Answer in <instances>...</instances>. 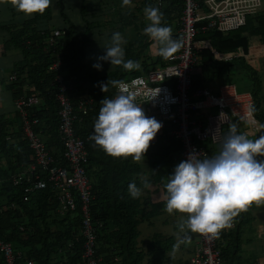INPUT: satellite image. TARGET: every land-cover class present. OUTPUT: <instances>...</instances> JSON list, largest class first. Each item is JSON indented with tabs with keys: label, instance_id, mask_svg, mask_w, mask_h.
<instances>
[{
	"label": "trees",
	"instance_id": "trees-1",
	"mask_svg": "<svg viewBox=\"0 0 264 264\" xmlns=\"http://www.w3.org/2000/svg\"><path fill=\"white\" fill-rule=\"evenodd\" d=\"M198 1L204 8V0ZM62 2V0L58 1L60 14L64 19H68L63 13ZM100 2V0L88 2L80 8L85 25V30L82 32H78L76 26L68 20L67 26L59 28L65 30L64 34L54 36L52 34L54 28L48 27L52 18L50 6L43 14L34 13L22 18L21 24L1 22L0 27L5 32L1 38L3 52L17 50L19 54L10 70L11 74H15V78L8 81L7 78L4 80V77H0V81L6 82L5 88L10 92L13 100L30 95L33 91L30 88L34 86L39 103L25 107V113L30 121H36L33 124L34 129L42 130L41 137L59 166H65L67 163L63 159L62 145L57 133L58 104L55 97L57 86L54 77L57 73H62L63 81L68 85L69 96L73 101L78 97L91 99L87 113L83 115L80 113L82 119L75 122L74 127L76 133L86 139L88 150L86 172L91 182V211L93 219L99 221L95 249V255L99 258L98 264H169L173 259L171 252L194 241L198 233L185 229L190 239L180 244L178 241L182 239L185 232L179 234V240L175 235L164 237L161 233H154L149 240L139 239V224L158 215L164 208L166 200L156 204L147 202L150 205L147 210L143 206L145 200H142L140 196L130 197L127 190L129 182L135 181L136 185L141 187L139 164L129 157L107 154L90 139L94 121L101 107V100L111 99L117 95L112 81L125 80L149 70L148 67L142 71L125 70L121 65H116L113 70L100 74L87 68L86 57L89 46L94 41L103 42L104 39L103 24H101L103 11H100L104 6L100 5ZM109 11H113L116 15L125 14L115 5ZM177 11L180 16L182 0L178 1ZM123 18L120 15L121 22L117 21L120 25L116 24L117 27H112L115 32L125 26ZM40 20L44 21L45 25H40ZM112 33H109L110 37L107 38L111 39ZM144 35L137 41L136 47L130 42L126 45L125 60H137L140 52L135 51L138 46L147 45ZM172 38L180 43L177 34L172 35ZM196 38L208 40L212 47L220 52L236 50L238 47L245 50L251 38H258L264 42V3L259 11L247 16L246 23L239 29L229 32L215 29L199 31ZM198 56L199 62L191 69L192 89L202 87L203 83L213 76L243 73L248 80H252L251 92L255 101L253 113L264 131V113L260 105L262 87L260 73L248 67L243 59L235 58L216 62L208 48L199 50ZM57 59L61 62L59 68L50 70L49 66ZM165 59L159 55L155 62L163 65ZM203 64L219 65L217 67L211 65L210 73L204 77L195 78L194 69L202 67ZM101 83H106V91H101ZM75 109L77 110V107ZM155 112L159 115L156 110ZM166 118L168 128L164 133L177 142L168 133L172 124L171 120ZM22 126L21 114L16 109L10 114L0 113V207L3 205L6 207L0 211V237L9 241L14 252L20 254L17 258L18 262L32 259L37 264H82L83 240L80 234L79 202L74 211L59 215L58 200L55 191L49 185L43 189L34 190L25 201L23 187L14 186L8 180L12 174L33 159ZM236 129L238 133H243L248 138L249 132L246 129L238 127ZM223 134L225 140L229 135V129L224 130ZM164 138L167 139L166 136ZM179 151L181 153V148ZM160 158L162 159L161 156ZM257 158L264 159V156ZM161 161L158 171L152 174V178L156 181L166 179L164 182L166 193L165 184L176 162L174 161L172 167H167L161 165L165 163ZM250 207L251 205L232 218V228L220 230V239L216 247L223 264H241L238 256L240 234L242 225L252 218ZM186 217L187 214L185 219ZM181 221L173 225L174 230L180 229ZM70 242L71 245H69ZM0 264H5L1 254Z\"/></svg>",
	"mask_w": 264,
	"mask_h": 264
},
{
	"label": "built area",
	"instance_id": "built-area-1",
	"mask_svg": "<svg viewBox=\"0 0 264 264\" xmlns=\"http://www.w3.org/2000/svg\"><path fill=\"white\" fill-rule=\"evenodd\" d=\"M263 3L264 0H204L205 7L202 8L198 0H182L178 29L180 47L160 67L121 80L136 93L137 103L146 104L171 120L169 135L179 141L183 160L193 151L198 152L200 158L209 157L207 143L214 146L224 142L223 126L231 121V117L244 122L250 130L258 129L252 110L255 101L250 90H238L235 84H223L217 94L207 88L192 89L191 69L199 62L198 51L203 48H209L217 61L242 57L247 64L256 68L257 58L264 55V42L252 41L247 52L241 48L220 52L211 47L207 40L197 39L196 36L199 31L212 29L221 32L237 30L246 23L248 15L255 14L262 8ZM64 32L65 30L57 28L52 34L58 36ZM60 64L57 59L49 69H58ZM14 78L15 74H10L7 80ZM54 82L57 86V133L62 145V156L67 164L59 166L55 163L41 137L42 130H35L33 124L36 121H30L26 116L25 107L39 103L38 94L34 86H31V94L16 99L14 107L21 114L22 129L33 159L8 180L14 186L23 187L25 201L31 192L49 185L55 191L59 215L74 211L79 202L80 234L83 240L81 262L98 264L95 249L99 221L93 219L91 211V182L86 172L88 150L86 139L78 135L74 127L75 122H79L82 115L87 113L91 99L78 97L73 101L61 72L56 74ZM158 89V94L149 100L150 94ZM114 91L118 94L117 86ZM211 108L215 110L213 113H205ZM4 209V205L0 207V211ZM219 239L220 234L212 237L198 233L189 264H223L216 247ZM261 243L264 254V236ZM71 244L70 242L69 245ZM0 254L5 264H37L32 259L18 262L20 254L14 252L12 244L1 237Z\"/></svg>",
	"mask_w": 264,
	"mask_h": 264
},
{
	"label": "clouds",
	"instance_id": "clouds-1",
	"mask_svg": "<svg viewBox=\"0 0 264 264\" xmlns=\"http://www.w3.org/2000/svg\"><path fill=\"white\" fill-rule=\"evenodd\" d=\"M2 2L4 0H0ZM10 3L25 16H31L43 14L52 0H10ZM121 3L122 6H130L132 0H121ZM144 14L150 21L143 29L144 33L160 45L159 55L164 58L172 56L180 43L172 38L171 26L161 23L163 12L158 7L146 6ZM125 43L119 31L113 32L110 45L104 47L103 54L97 59L121 65L125 70H139L141 65L138 61L124 59ZM93 67L100 69L102 65L94 63ZM112 84L117 86L118 94L101 100L90 139L109 155L131 156L133 160H140L162 123L146 115L141 104L136 102V93L126 83L113 80ZM100 87L101 91H106V83H101ZM159 90L150 94L149 100ZM258 156H264V136L249 139L238 133L233 123L218 154L200 158L199 153L193 151L177 163L165 184V208L169 214L174 211L187 214L179 224L181 232L187 229L218 236L221 229L231 226L232 218L240 211L254 202L264 203V159H258ZM127 190L132 198L141 195L135 181L129 182ZM189 239L185 232L178 243Z\"/></svg>",
	"mask_w": 264,
	"mask_h": 264
},
{
	"label": "crops",
	"instance_id": "crops-1",
	"mask_svg": "<svg viewBox=\"0 0 264 264\" xmlns=\"http://www.w3.org/2000/svg\"><path fill=\"white\" fill-rule=\"evenodd\" d=\"M59 0H52V3L50 7L52 8V18L50 19L49 26H51L54 29L57 28H63L67 26L68 20L72 22L75 26L78 32H82L85 30L84 21L82 19V13L80 11V8H83L85 4L88 2H96L99 0H62V8L63 13L65 14L68 19H64L60 14V8L58 6ZM100 5L104 6L106 10H103V14L101 16V24L102 25V31L104 32V39L102 44L110 45V35L109 33L115 32L112 27L120 24L117 22L120 21V15L121 17H124L123 20H125V26L123 28H120L118 31L122 34L123 38L126 40V43L123 44V47L125 49L126 45L130 42L132 43V46L136 47L138 45V40L141 38L142 35H144L143 29L150 23V21L146 18L144 14V9L146 6H154L158 7L161 12H163V18L161 23L171 26L172 28V35L177 34L178 29L180 27V16H178L177 6L179 0H132V4L130 6H122L121 0H100ZM115 5L117 6L121 13L116 14H108L111 7ZM108 7V9H107ZM128 10V11H127ZM130 12L131 14H129ZM29 16H25L22 12L17 11L10 3V0H4V2L0 3V23H10V24H21L22 18H26ZM40 25H45L44 21H39ZM117 24V25H116ZM129 33V34H128ZM5 35V32H3V29L0 27V77L7 78L11 74V66L12 63L17 58L19 52L17 50H11L7 52H3L1 47V38ZM147 41V45L144 47L138 46L137 50L135 52H140L139 57L137 60L141 65L139 71L144 70L145 67H148L149 69L160 67V62H155L159 56L158 54V48L159 44L148 37L146 34L144 37ZM258 38H251L247 45H249L252 41H258ZM262 42L261 40H259ZM209 42V41H208ZM96 42H92L91 45H94ZM210 43V42H209ZM90 45V46H91ZM211 45V44H210ZM89 46V47H90ZM96 46V45H95ZM131 46V45H130ZM212 47V45H211ZM241 48V47H238ZM243 49V48H241ZM244 50V49H243ZM248 46L244 50V52H247ZM102 55V54H101ZM264 57V55L259 56L257 58V66L256 68H253L249 64H247L242 57H238L239 59H243L244 63L247 64L248 67H250L253 70H256L260 73L261 81H262V87H261V99H260V105L262 107V111L264 113V66L260 63V58ZM98 57L95 55L94 51H91L89 48L87 50V57H86V65L87 68L91 71L97 72V73H104L107 71H100V69H97L93 67L94 63H100V61L97 59ZM214 58V57H213ZM237 58V59H238ZM215 60V59H214ZM216 62H220L215 60ZM165 62V60H164ZM103 64L107 63V61H102ZM213 64H203L202 67H197L194 69V75L195 78H201L206 76L208 73H210V67ZM219 64H214V67H217ZM116 65H112L108 71L113 70ZM9 69L8 75H4L3 73ZM237 74V72H235ZM234 74V73H233ZM7 76V77H6ZM225 79V76H213L211 79H209L207 82L203 83L202 87L198 88H207L212 93L217 94L220 87L223 84H234V82L227 83L223 81V83L216 85L214 84L213 87H208L207 83L213 82L217 79ZM0 81V113L10 114L15 110L14 107V101L11 96L10 92L5 88L6 82ZM4 87H3V86ZM4 88V89H3ZM197 89V88H196ZM251 88H246L244 90H250ZM141 107L144 109L146 115L155 117L158 121L162 123V127L158 130L155 137L150 141L149 147L146 150L144 154V158L142 157L140 160H133L131 156H128L131 158L132 161L139 164L141 167V173L139 174V180L141 182V199L145 200L144 207L148 210L150 208V205L147 202L156 204L160 202H164L166 200V193L164 190V181L162 180H154L152 178V174L158 171L160 167V161L165 162L161 165H166L167 167H172L174 164V161L180 162L182 160L181 153H180V143L179 141H174L169 136L164 133L165 129L168 128L167 124V118H162L160 115H158L154 109L148 107L145 104H141ZM253 110V108H252ZM254 114V113H253ZM255 117V116H254ZM256 119V118H255ZM257 120V119H256ZM235 125L238 128L246 129L249 133L248 138L249 139H256L259 136H264V131L262 128V125L257 121L258 123V129L250 130V128L244 123L240 122L237 118L235 120ZM225 126H223V131L225 130ZM228 133V132H227ZM224 135V134H223ZM167 137L165 139L164 137ZM223 142L218 145L212 146L211 144L207 143V149L209 152V157L214 156L219 153L221 146ZM162 157V159L160 158ZM176 158V159H175ZM145 181H147V184L145 185ZM174 216H179L183 214L185 219V214L176 212L172 213ZM172 214H169L166 211V208L161 210V212L158 215H155L148 220L142 222L139 224L138 229L140 231L139 239L149 240L154 233H161L164 237L169 235H174V232L167 233V230L173 229V225L176 222L181 221L183 218L178 217L179 219L176 221H172L171 223L168 221V218H164V216H170ZM172 215V216H173ZM250 216L252 217L251 220L246 222L242 225L241 234H240V245H239V251L238 256L240 258L241 264H255V262L258 260H254V256L257 253L258 249H261L262 252V246L261 241L264 236V203H252L250 207ZM145 225V226H144ZM142 227H150L153 231L150 233H146V235H142L141 228ZM233 225L230 226L232 228ZM228 228V227H227ZM250 229V234H248L247 231ZM174 230V229H173ZM175 231V230H174ZM183 232H180V234ZM245 234L247 236L245 237ZM198 237V235H197ZM190 241L188 243L193 244L192 250L194 247L195 240ZM185 245H183L184 247ZM182 248V247H181ZM179 249H175L171 252L172 260L169 262V264H178L179 260L174 254V252L178 251ZM191 250V249H190ZM189 250V252H190ZM257 255V254H256ZM189 258V253L188 257ZM251 260L253 262L251 263ZM176 262V263H175Z\"/></svg>",
	"mask_w": 264,
	"mask_h": 264
},
{
	"label": "rangeland",
	"instance_id": "rangeland-1",
	"mask_svg": "<svg viewBox=\"0 0 264 264\" xmlns=\"http://www.w3.org/2000/svg\"><path fill=\"white\" fill-rule=\"evenodd\" d=\"M105 8V7H104ZM104 8H101L100 9V11H103L104 10ZM107 9H108V7H107ZM105 10H106V8H105ZM108 14H113V11H109L108 12ZM129 34V33H128ZM96 45V46H95ZM106 45L105 44H102V42H99V41H97L94 45H91L90 47H89V49L91 50V51H94V53H95V55L97 56V57H99L101 54H103V52H104V47H105ZM260 63H261V65L262 66H264V57H262V58H260ZM100 64L102 65V67L100 68V71H108V69H110L111 67H112V65L110 64V62H108L107 61V63H105V64H103L102 63V61H100ZM8 73H9V69L8 70H6L3 74L4 75H8ZM263 75H264V72H263ZM225 76V79H217V80H215V81H213V82H209V83H207V86L208 87H213L214 86V84H216V85H219L220 83L222 84L223 83V81H225V82H227V83H230V82H234V84L236 85V87H237V89L238 90H244V89H246V88H253V83H252V80H248L244 75H243V73H241V72H238L237 74L236 73H232V74H225L224 75ZM7 77V76H6ZM208 81V80H207ZM206 81V82H207ZM213 85V86H212ZM3 86V85H2ZM4 87V86H3ZM4 89V88H3ZM251 89H250V91H251ZM215 110L213 109V108H211V109H208V110H206L205 111V113H207V114H210V113H213ZM235 120H236V118L235 117H231V121L229 122V123H227V126H225V131L226 130H228L229 129V127H230V125L231 124H233L234 122H235ZM173 215V214H172ZM172 215H170V216H164V218H168V221L171 223L172 221H174V220H178L179 218L178 217H180L181 216V218H183L184 219V216H183V214H181V215H179V216H172ZM180 220V219H179ZM145 226V225H144ZM141 228V227H140ZM142 230H141V232H142V235H141V237L143 236V235H146V233H150L151 231H153L150 227H142L141 228ZM170 232H174V235L175 236H177V238H178V240H179V234H180V232H181V230L179 229V230H173L172 229V231H171V229H169V230H167V233H170ZM248 232V234H250V229H249V231H247ZM247 236V234H245V237ZM180 244V243H179ZM185 246L184 247H182V248H179V250L178 251H176V252H174V254L176 255V257L178 258V260H179V263L178 264H189V258H187L188 257V253H189V257L192 255V245L193 244H190V243H186V244H184ZM261 246H262V243H261ZM191 249V250H190ZM189 250H190V252H189ZM257 254V255H256ZM255 254V256H254V260H258V264H264V254H263V252H261V249H258V251H257V253ZM253 262V260H251V263ZM257 262V261H256ZM176 263V262H175Z\"/></svg>",
	"mask_w": 264,
	"mask_h": 264
}]
</instances>
